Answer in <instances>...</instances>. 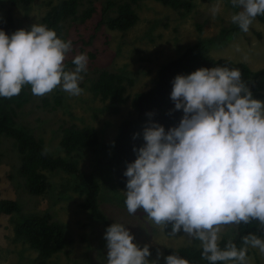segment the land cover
<instances>
[{
    "label": "clouds",
    "instance_id": "clouds-1",
    "mask_svg": "<svg viewBox=\"0 0 264 264\" xmlns=\"http://www.w3.org/2000/svg\"><path fill=\"white\" fill-rule=\"evenodd\" d=\"M230 2L239 9L231 22L243 33L264 15V0ZM71 50V41L44 24L10 36L0 30V97L17 96L25 85L35 96L58 86L70 96L81 95L78 85L88 60L86 54L76 55L71 61L74 70H66ZM171 83L170 99L183 116L167 132L156 123L145 127V145L133 148L137 158L123 173L126 210L130 215L142 210L156 225H171L169 235L182 231L189 243L199 241L201 258L209 264H249L248 248L264 254V240L250 233L242 238L243 247L229 240L223 249L218 241L222 225H264V102L253 98L235 68H200L175 76ZM103 238L107 264H158L161 254L150 262L149 246L134 244L123 224H111ZM165 264L189 261L172 254Z\"/></svg>",
    "mask_w": 264,
    "mask_h": 264
},
{
    "label": "rangeland",
    "instance_id": "rangeland-1",
    "mask_svg": "<svg viewBox=\"0 0 264 264\" xmlns=\"http://www.w3.org/2000/svg\"><path fill=\"white\" fill-rule=\"evenodd\" d=\"M58 1L41 0L25 9L11 5L9 0H0V20L11 13L17 30L28 31L33 24H41L48 3ZM107 1L79 0L77 16L63 23L66 39L72 42V50L65 61L79 54L87 56V71L81 73L83 80L78 85L83 93L70 96L58 86L50 93L35 96L30 90V99L16 111L15 120L41 139L52 156L77 160L82 172L93 173L100 187L98 205L102 213L112 223L123 224L139 248L148 245L149 249H156L147 257L150 262L157 260L158 252L161 254L158 262H161L166 249L201 248L200 242L189 243L190 238L182 231L175 236L166 235V228L156 225L142 210L130 215L124 204V190L118 187L114 170L100 163L108 158L120 123L136 115L130 104L131 97L152 88L160 66L177 57L187 46L215 37L230 27L233 24L231 15L239 9H234L230 0H188L192 4L188 12L173 10L155 0H137L133 8L138 21L122 33L99 25L104 19ZM114 1L116 4L131 2ZM90 7L94 9L93 14L83 20L82 15ZM108 15L113 14L109 12ZM221 42V46L205 44L207 55L244 63L253 71L264 68V23L257 17L249 32L227 35ZM103 71L118 73L133 81L131 86L126 84L129 98L116 115L110 113L108 102L90 90L93 80ZM70 125L92 128L97 133L99 141L94 152L79 150L70 156L59 147L62 128ZM19 168L14 140L0 137V201L13 200L21 207L19 213L0 215V264H38L37 252L22 241H16L13 229L21 215L46 212L63 226L69 239L66 247L46 264H107V244L99 249L98 242L106 229L103 224L91 220L88 211L82 208L83 196L74 189L75 178L61 170L44 171L49 188L44 194L35 196L25 189ZM237 225H222L221 239L232 238ZM247 257L249 264H264V254L258 248L249 247Z\"/></svg>",
    "mask_w": 264,
    "mask_h": 264
},
{
    "label": "trees",
    "instance_id": "trees-1",
    "mask_svg": "<svg viewBox=\"0 0 264 264\" xmlns=\"http://www.w3.org/2000/svg\"><path fill=\"white\" fill-rule=\"evenodd\" d=\"M41 0H9L13 6H20L27 9L31 5H37ZM173 10L188 12L192 4L188 0H155ZM137 0L116 4L114 0H108L103 9L104 19L99 25H105L109 30L127 32L138 21V15L133 8ZM79 0H59L57 3H48V10L41 19V24L47 25L54 30L57 36L67 41L63 23L74 19L78 14ZM94 9L88 8L82 15L83 20L89 19ZM113 15H108V13ZM258 20L264 23V15L257 16ZM0 30L11 35L16 32L17 26L11 13H8L0 20ZM201 31V27H198ZM237 25L222 30L219 35L187 46L174 59L169 60L157 72V78L152 88L145 92L134 94L130 99V104L136 115L130 119L123 120L114 137V146L108 158L100 163L114 170L117 185L126 191L127 178L123 175L126 166L137 158V153L133 148L139 149L144 146L143 131L151 123H156L164 127L165 131L171 127H176L182 118V110H174V104L170 99L172 91V80L177 75H189L200 68L228 67L229 69H239L242 73V80L247 83L256 100H264V68L251 70L246 64L233 62L226 58H212L207 55L205 44L212 43L221 46L227 35H234L239 32ZM91 58L94 56L89 55ZM72 59L65 61L66 70L75 68ZM126 84L132 85L133 81L121 74L113 72H101L90 85V90L102 101L108 102L110 113L116 115L120 111V106L127 100ZM30 85L22 87L19 95L4 98L0 97V137L14 140L15 147L20 159L19 174L24 179L25 189L31 195L40 196L49 188L47 177L44 171L61 170L72 175L76 181L74 188L83 196L82 208L89 213L91 220L103 224L106 229L111 221L102 213L98 205V195L100 187L93 173H84L78 167L77 160L63 159L52 156L45 148L41 139L36 138L27 128L18 124L15 120L16 111L28 103L30 99ZM45 105H48L45 102ZM151 113L152 115H147ZM134 134L136 138L133 139ZM98 135L92 128H78L70 125L62 128V138L59 147L67 154L72 155L75 151L87 150L95 151L98 144ZM20 205L13 200L4 199L0 201V215H11L19 213ZM14 235L16 241H22L31 249L37 252V263L46 264L47 260L61 252L69 242L63 226L52 220L51 215L27 214L18 217L14 225ZM166 235L169 236L170 225L166 227ZM255 234L264 240V225L259 221H250L248 224L237 225L234 236L230 239H221L218 244L221 249L231 240L238 248L243 247L242 238L248 234ZM99 249H102L107 241L99 236ZM154 254L156 249H149ZM201 248L179 247L168 248L164 251V260L158 264H165V258L175 254L189 261V264H209L201 258ZM224 262H217L223 264Z\"/></svg>",
    "mask_w": 264,
    "mask_h": 264
}]
</instances>
